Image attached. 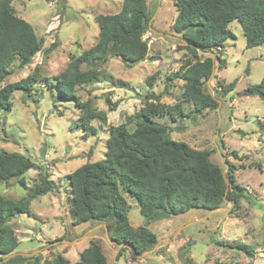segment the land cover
<instances>
[{"label": "rangeland", "instance_id": "obj_1", "mask_svg": "<svg viewBox=\"0 0 264 264\" xmlns=\"http://www.w3.org/2000/svg\"><path fill=\"white\" fill-rule=\"evenodd\" d=\"M121 2L11 0L14 13L31 24L43 44L28 64L20 67L14 60L12 72L0 81L2 86L35 69L39 74L30 92L15 90L11 109L0 111V150L29 156L35 162L37 168L24 174L27 188L40 176L52 182L49 192L30 201L28 214L10 220L19 239L14 251L39 253L43 258L58 252L70 264H78L80 251L98 240L113 264H264V99L244 93L264 75V44L245 47L237 19L229 23L234 37L220 50L197 55L214 59V70L203 87L217 100L216 107L196 111L191 103L182 102L181 114H163L153 120L167 125L172 139L209 150L210 160L225 170L226 178L231 170L234 183L243 189L238 206L225 200L215 210L190 209L145 224L135 199L120 187L132 228L145 226L156 236L155 244L138 255L128 245L109 239L101 222L73 223L67 174L87 161L104 158L109 127L137 111L146 102V94L154 92L166 104L181 101L184 79L177 73L187 60L195 59L172 31L176 15L172 0H147L152 41L146 58L127 67L119 57H109L103 64L102 80L75 86V95L80 100L90 98L93 107L106 113L107 120L91 121L97 128L94 135L70 129L79 111L71 100L57 99L53 76L65 68L71 54H79L96 41L95 16L117 12ZM152 73L155 80L150 87L145 80ZM234 79V88L227 91ZM106 94L116 101L115 109L105 102ZM27 188L16 178L0 182V194L5 197H21ZM235 241L252 245L253 253L223 245Z\"/></svg>", "mask_w": 264, "mask_h": 264}, {"label": "trees", "instance_id": "obj_2", "mask_svg": "<svg viewBox=\"0 0 264 264\" xmlns=\"http://www.w3.org/2000/svg\"><path fill=\"white\" fill-rule=\"evenodd\" d=\"M176 15L172 31L179 35L183 46L195 58L187 60L177 76L184 79L181 101L166 104L159 95L146 94V102L123 122L110 126L105 141L104 158L87 161L67 174L71 188L69 213L74 224L86 221L101 222L109 239L128 245L134 255L151 248L155 234L145 226L132 228L127 216L128 204L120 187L128 197L135 199L145 224L159 218L184 213L190 209L212 210L228 200L238 206L242 187L234 183L229 170L227 179L222 169L209 158V150L196 149L183 141L170 137L165 124L153 117L163 114H181L182 102H189L196 111L214 108L217 100L205 92L203 83L214 69L213 57L200 59L198 52L214 53L224 42L234 37L229 23L237 19L245 37V47L264 44V0H172ZM11 0H0V81L10 74V66L18 60L22 67L42 50V39L25 19L17 16ZM147 0H122L115 13H99L96 41L79 54H71L65 68L53 76L58 100H71L79 114L71 120L69 128L82 129L85 136L94 135V119L107 120L106 113L92 106L91 99L80 100L75 86L97 82L104 77L103 64L109 57H119L123 64L132 67L143 61L148 52L145 31L150 26ZM47 51V49H46ZM215 58L220 59L219 55ZM37 69L26 76L0 86V111L12 107L11 96L15 90L30 92L38 80ZM155 73L146 78L152 86ZM236 80L226 86L234 88ZM245 94L264 99V75L258 83L248 85ZM110 109L116 101L105 95ZM60 115V114H59ZM133 124V128L130 125ZM234 154V153H233ZM36 169L29 156L0 150V182L16 178L25 187L24 174ZM233 186L229 187V184ZM52 189V182L44 176L27 188L18 198L0 194V260L14 252L19 245L10 220L18 214H28L30 201ZM227 189V191H226ZM224 246L242 249L252 254V245L242 241L224 243ZM0 264H70L61 253L43 258L39 253L16 254ZM78 264H113L103 253L98 240H92L78 255Z\"/></svg>", "mask_w": 264, "mask_h": 264}, {"label": "water", "instance_id": "obj_3", "mask_svg": "<svg viewBox=\"0 0 264 264\" xmlns=\"http://www.w3.org/2000/svg\"><path fill=\"white\" fill-rule=\"evenodd\" d=\"M213 70H214V69H212V72H213ZM222 173H223V177H224V179L226 180L227 178H226V175H225V170H222ZM226 191H227V189H226ZM217 208H221V207H217ZM217 208H214V209H212V210H215V209H217ZM210 211H211V210H210ZM105 229H106V228H105ZM16 254H21V255H31L32 253H28V252H17V251H14V252L10 253L9 255L5 256L4 258H2L0 261H5V260H7L8 258H10V257H12V256H14V255H16Z\"/></svg>", "mask_w": 264, "mask_h": 264}, {"label": "built area", "instance_id": "obj_4", "mask_svg": "<svg viewBox=\"0 0 264 264\" xmlns=\"http://www.w3.org/2000/svg\"><path fill=\"white\" fill-rule=\"evenodd\" d=\"M151 33H152V31L149 28L144 33V37L143 38L146 39L147 45L152 41V39L150 37Z\"/></svg>", "mask_w": 264, "mask_h": 264}]
</instances>
